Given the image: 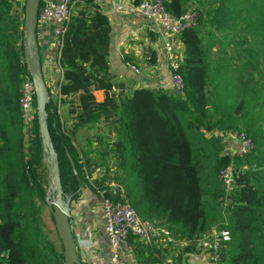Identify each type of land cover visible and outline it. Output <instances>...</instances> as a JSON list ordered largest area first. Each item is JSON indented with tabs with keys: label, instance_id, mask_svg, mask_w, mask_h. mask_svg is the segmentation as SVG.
Returning a JSON list of instances; mask_svg holds the SVG:
<instances>
[{
	"label": "trees",
	"instance_id": "16d2710c",
	"mask_svg": "<svg viewBox=\"0 0 264 264\" xmlns=\"http://www.w3.org/2000/svg\"><path fill=\"white\" fill-rule=\"evenodd\" d=\"M71 1L61 78L45 106L63 197L77 200L85 187L108 196L114 181L141 218L187 242L177 263L216 223L230 232L220 264H264V0H161L175 18L198 9L197 25L175 37L180 92L127 89L109 68L108 13L96 0ZM23 13L0 0V264H64L59 237L50 240L41 219L46 207L53 221L37 116L27 125L19 107L22 77L30 76ZM146 63H156L152 50ZM86 129L94 131L79 135ZM235 132L252 142L245 155L224 150ZM228 166L233 188L223 208L219 172ZM165 251L136 244L143 264L165 262Z\"/></svg>",
	"mask_w": 264,
	"mask_h": 264
},
{
	"label": "built area",
	"instance_id": "2783aa9c",
	"mask_svg": "<svg viewBox=\"0 0 264 264\" xmlns=\"http://www.w3.org/2000/svg\"><path fill=\"white\" fill-rule=\"evenodd\" d=\"M26 0H13L15 4L24 6ZM71 0H43L38 8L36 16V30L41 26H47L51 37L61 48V39L67 30L71 17ZM117 8H120L115 4ZM132 9L142 19L150 21L162 36L163 59L169 71L172 90L180 92L182 78L178 72L181 62L182 51L179 49L175 37L186 28L197 25L198 9L192 7L179 18L173 17L165 8L161 0H141ZM37 40V37H36ZM59 60V52L56 58ZM130 69L138 73L139 69L128 64ZM42 67V62H41ZM43 73V72H42ZM57 88V86H56ZM35 91L33 82L28 75H23L20 85L19 107L23 121L29 125L36 114L34 106ZM235 139V149L229 152L233 155H245L251 148L252 142L243 132L229 133ZM219 180L225 188V197L222 207L228 204L227 196L233 188V169L225 167L219 172ZM51 187L53 185L51 184ZM108 193L105 196L101 192V212L104 218V236L109 248V260L112 264H124L122 260V245L132 237L144 243H153L157 246H184L185 240H177L172 233L162 225H158L147 219L141 218L130 205L125 189L114 181L108 183ZM224 216L223 226L227 224V213ZM230 241V232L220 224L214 223L209 230L203 234L195 244V249L206 253L208 264H220L221 251ZM194 252V251H192ZM6 255V251L0 250V257Z\"/></svg>",
	"mask_w": 264,
	"mask_h": 264
},
{
	"label": "crops",
	"instance_id": "0c3cea01",
	"mask_svg": "<svg viewBox=\"0 0 264 264\" xmlns=\"http://www.w3.org/2000/svg\"><path fill=\"white\" fill-rule=\"evenodd\" d=\"M99 6L108 13L110 22V43L108 50V64L110 71L124 82L126 88L162 87L172 90L169 71L163 59V34L150 23L142 19L132 9L135 0H96ZM117 4L120 8L115 6ZM39 56L42 62V72L47 86L55 87L61 78V70L56 58L59 52L58 43L51 37L47 26L36 30ZM177 43V42H176ZM179 49L182 47L177 43ZM152 50L156 54V63L148 65L146 60ZM139 69L133 72L128 64ZM97 100H102L103 92L93 91ZM84 131L80 132L81 135ZM226 137L232 138L231 134ZM99 176L96 170L92 178ZM69 220L76 242L77 253L86 264H112L109 260V248L104 236V218L101 212V194L89 187L82 190L77 200L69 202ZM147 243L134 238L122 245V260L124 264H143L136 256V244ZM165 249V262L173 264H208V256L202 251L185 252L179 262L173 260L180 253L182 246H157ZM147 256V255H146ZM158 262L155 264H166ZM171 264V263H170Z\"/></svg>",
	"mask_w": 264,
	"mask_h": 264
},
{
	"label": "water",
	"instance_id": "95a60500",
	"mask_svg": "<svg viewBox=\"0 0 264 264\" xmlns=\"http://www.w3.org/2000/svg\"><path fill=\"white\" fill-rule=\"evenodd\" d=\"M39 0H26L23 13V51L26 68L34 85L36 116L42 137L43 160L45 161L49 182L53 185L46 195L51 210L54 226L63 249L64 264H86L81 260L76 249V242L69 220V199H64L59 178L58 162L52 147L47 125L46 104L49 100L48 88L42 73L39 49L36 40V16ZM60 57V51H59ZM166 264H170L166 262Z\"/></svg>",
	"mask_w": 264,
	"mask_h": 264
},
{
	"label": "rangeland",
	"instance_id": "374dc122",
	"mask_svg": "<svg viewBox=\"0 0 264 264\" xmlns=\"http://www.w3.org/2000/svg\"><path fill=\"white\" fill-rule=\"evenodd\" d=\"M194 6L195 5H190L187 8V11L190 10ZM46 85H47V83H46ZM47 88L50 89L51 95L55 97L56 96V92H57V88L51 87V86H47ZM93 131H94V129H86L81 136L82 137L87 136V135L91 134ZM223 142L225 144L224 150L226 152H232L235 149L236 145H235V139L234 138L230 139L229 137H226L225 141L223 140ZM51 190H52V187H51V184L49 183L46 195L48 193L50 195H52V193H54V192H51ZM52 197L54 198L53 195H52ZM45 199H46V197H45ZM64 199H69V197L68 196L64 197ZM41 219H42V222H43V226H44L45 232L48 234L50 240H52L54 242H58V235H57V232H56V229H55V226H54V222L51 220L50 214L47 211L46 207H44L43 210H42Z\"/></svg>",
	"mask_w": 264,
	"mask_h": 264
}]
</instances>
